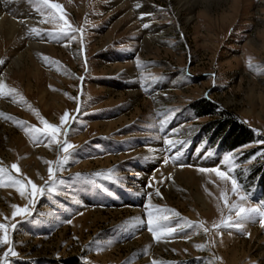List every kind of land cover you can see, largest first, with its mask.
<instances>
[{
    "label": "rangeland",
    "instance_id": "obj_1",
    "mask_svg": "<svg viewBox=\"0 0 264 264\" xmlns=\"http://www.w3.org/2000/svg\"><path fill=\"white\" fill-rule=\"evenodd\" d=\"M5 1L28 3L38 31H27L41 45L21 49L24 37L1 30L0 83L15 89L0 97L5 183L44 186L46 162L56 169L66 155L26 131L42 130V120L60 126L67 111L71 130L58 139L74 146L56 169V190L34 206L0 186V223L17 253L6 264H264L259 217L215 229L222 215L235 220L221 192L229 205L237 196L199 171L231 164L244 206L264 209V0H138L143 13L129 0H50L74 39L49 35L59 26L36 0ZM12 205L31 215L13 218ZM157 209L174 235L156 240L148 230Z\"/></svg>",
    "mask_w": 264,
    "mask_h": 264
},
{
    "label": "snow or ice",
    "instance_id": "obj_2",
    "mask_svg": "<svg viewBox=\"0 0 264 264\" xmlns=\"http://www.w3.org/2000/svg\"><path fill=\"white\" fill-rule=\"evenodd\" d=\"M37 3H39L44 9L48 10L47 19L51 23H57L59 26V31L56 33H49V35H55L57 37H68L74 39L75 37L71 36L72 32H75L76 29L73 28L69 21L65 19V14L63 13L62 6L59 3H52L50 0H36ZM44 22V21H41ZM149 25L144 24V27L147 28ZM36 28H32V33H37ZM81 33L83 32V29H80ZM82 40V37H81ZM47 59V58H45ZM2 63V61H0ZM13 93H15V89H8L5 91V85L0 83V97L4 96H10ZM75 117L72 118V122H74ZM41 123L44 125L43 129L39 128H31L26 129V131H30L31 133L35 134L36 140L35 142H41V141H47L48 144H56L60 150L65 153L64 157L58 158L56 161V169H63V166L69 159L71 153L70 150L73 149V145L71 143H68L65 139L64 141H60L58 137L62 134L65 137H67L69 131L71 130V123L69 122V113L65 111L64 115L60 117V126L54 125L52 123H49L46 120H42ZM165 121H160L161 130H163ZM67 125V126H65ZM166 145L171 146L173 142L171 140L165 141ZM227 161H231L232 157H226ZM168 158H165V163H167ZM49 164L48 167V179L45 182L44 186H37L31 179L27 180V186L18 179H13L11 176L7 177V183L4 181V177L7 175V171L5 168L0 167V186H9V187H16V190L19 192L22 198H28L29 196L31 199L29 200V205L34 206V203L36 201L37 197H41L45 193V189L49 193L54 192L55 185L57 183L56 181V169H54L51 166V162H46ZM11 169L15 172L19 173L20 169L16 164L11 165ZM201 172L211 171L215 174L216 177H218L221 181H228L231 183V192L233 195L237 196V202L232 203L231 205L228 204V199L225 195V193L221 192V200L224 201V205L227 208L229 213L234 212L235 213V220H233L232 216L224 217L222 215L221 221L219 223H215L213 227L217 230L221 228H242L244 222L252 220L254 217H259V222L261 223V226L264 227V209L260 207H252L248 206L245 207L242 202L247 201V196L242 194L239 188V185L234 178V176L231 175V173L234 171V168L231 164H228L226 166V170H221V168H212V169H199ZM97 176L103 175L100 173L96 174ZM107 179L111 180L112 175L111 172L106 176ZM30 189V190H29ZM159 194V192H157ZM151 208V206H147ZM12 208L14 211L12 212V217L15 218L17 215L21 216H30L31 211L29 210V207H23L20 208L16 205H12ZM162 210L157 209L154 211L150 210L147 213V225L148 230L153 234L154 239L159 240L161 236H172L177 231V228L169 226L167 223H163L162 221L166 222L169 219L168 215H160L159 213ZM165 212L169 210H163ZM171 215L175 216L176 213L172 212ZM187 227L191 228L193 227L192 222L186 221L185 222ZM203 221L200 222L199 225L196 227H203ZM12 229L15 230L16 224H12ZM205 231H208V229H204ZM0 245H8V251L4 253L3 259H0V264H6L7 258L11 256L17 255V253L12 249L11 247V238L9 236L8 226L4 223H0ZM219 234V232H218ZM198 248H203V245L197 246Z\"/></svg>",
    "mask_w": 264,
    "mask_h": 264
},
{
    "label": "bare ground",
    "instance_id": "obj_3",
    "mask_svg": "<svg viewBox=\"0 0 264 264\" xmlns=\"http://www.w3.org/2000/svg\"><path fill=\"white\" fill-rule=\"evenodd\" d=\"M130 2H136L134 3L132 9L135 10V12L139 11L141 13L142 10H137L134 8V6H138L140 4L137 3L138 0H129ZM124 3L123 0H113V7L118 6L121 7ZM138 12V14H139ZM193 12V9L190 10V13ZM140 13V14H141ZM141 16V15H140ZM145 22L147 20H144ZM194 21L193 17H189L186 21L188 24L189 22ZM38 22V18L35 16V14L29 9L27 2H18L11 3L6 2L5 0H0V39L3 35L4 29L8 30V33L6 36L7 38L12 39L14 36H18L20 38L24 37L23 42L21 43V49L22 48H29V49H40L41 45L37 44L39 42L36 40L35 36H32L31 33H29L27 30H30L34 27V25ZM36 27V26H35ZM26 31V32H25ZM8 69H6V72L8 73ZM151 159H155L156 155L155 153H152ZM142 192V191H141Z\"/></svg>",
    "mask_w": 264,
    "mask_h": 264
},
{
    "label": "trees",
    "instance_id": "obj_4",
    "mask_svg": "<svg viewBox=\"0 0 264 264\" xmlns=\"http://www.w3.org/2000/svg\"><path fill=\"white\" fill-rule=\"evenodd\" d=\"M230 127L232 126V129H235V128H237V126H236V124H235V122L234 121H231V123L230 124H228Z\"/></svg>",
    "mask_w": 264,
    "mask_h": 264
}]
</instances>
